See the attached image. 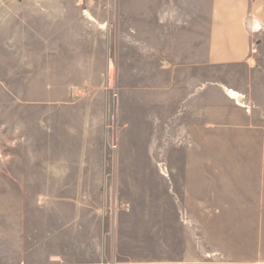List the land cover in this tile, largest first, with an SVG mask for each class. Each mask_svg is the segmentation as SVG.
Listing matches in <instances>:
<instances>
[{
    "label": "rangeland",
    "instance_id": "rangeland-1",
    "mask_svg": "<svg viewBox=\"0 0 264 264\" xmlns=\"http://www.w3.org/2000/svg\"><path fill=\"white\" fill-rule=\"evenodd\" d=\"M205 1L0 0V264H264V29L196 64Z\"/></svg>",
    "mask_w": 264,
    "mask_h": 264
},
{
    "label": "crops",
    "instance_id": "crops-1",
    "mask_svg": "<svg viewBox=\"0 0 264 264\" xmlns=\"http://www.w3.org/2000/svg\"><path fill=\"white\" fill-rule=\"evenodd\" d=\"M210 1V4L205 1L201 4L196 3L194 8L192 6L191 17L194 16L193 13L195 12L194 18L198 19L199 13H201L205 15L206 19H203H205L206 22L205 24L203 22V25L201 24L200 27L199 25L195 27L190 33L191 36L185 37V44L187 43L190 45V59L192 62L196 61V64L202 65L248 64L254 46V36L255 34L258 35V33L264 29V0ZM82 10H85V8ZM203 31H206L203 33L205 35H202ZM257 42H259V39ZM213 86L214 82L207 81L190 93V98L193 99L199 92H202L201 98H197L196 102L200 100V106L202 108L200 111L202 116L206 115L205 123L208 127L214 123V117L211 111L214 109L215 105L210 98V90ZM225 89L227 96H229L231 100H236L235 102L239 104V108H246L248 106L245 100V94L241 93L243 97L241 101H238L237 98H232L229 95L227 88ZM203 93H205V95H203ZM190 98L185 99L183 102L185 110L188 104L192 105L193 101ZM209 168L210 165L205 164L203 168L198 170L208 172L211 171ZM21 244H25L26 246L27 241L23 239ZM25 249L26 247L21 250ZM51 258L57 259L58 257L52 255ZM18 264L29 263L23 260L18 262ZM62 264L71 263L65 259Z\"/></svg>",
    "mask_w": 264,
    "mask_h": 264
},
{
    "label": "bare ground",
    "instance_id": "bare-ground-1",
    "mask_svg": "<svg viewBox=\"0 0 264 264\" xmlns=\"http://www.w3.org/2000/svg\"><path fill=\"white\" fill-rule=\"evenodd\" d=\"M230 94L232 95V96H236V98L239 100V101H241V99H242V97H243V95H239V94H237L236 92H234V91H230Z\"/></svg>",
    "mask_w": 264,
    "mask_h": 264
}]
</instances>
